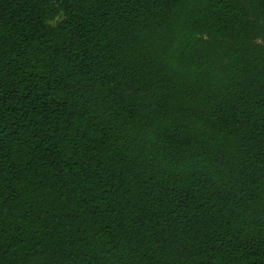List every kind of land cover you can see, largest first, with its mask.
I'll return each mask as SVG.
<instances>
[{
	"label": "trees",
	"instance_id": "16d2710c",
	"mask_svg": "<svg viewBox=\"0 0 264 264\" xmlns=\"http://www.w3.org/2000/svg\"><path fill=\"white\" fill-rule=\"evenodd\" d=\"M0 264H264V0H0Z\"/></svg>",
	"mask_w": 264,
	"mask_h": 264
}]
</instances>
